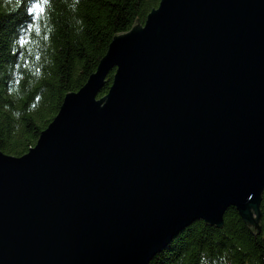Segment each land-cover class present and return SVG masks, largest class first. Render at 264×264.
<instances>
[{
	"label": "water",
	"instance_id": "1",
	"mask_svg": "<svg viewBox=\"0 0 264 264\" xmlns=\"http://www.w3.org/2000/svg\"><path fill=\"white\" fill-rule=\"evenodd\" d=\"M263 191L264 0H160L0 151V264H148L231 206L258 232Z\"/></svg>",
	"mask_w": 264,
	"mask_h": 264
},
{
	"label": "trees",
	"instance_id": "2",
	"mask_svg": "<svg viewBox=\"0 0 264 264\" xmlns=\"http://www.w3.org/2000/svg\"><path fill=\"white\" fill-rule=\"evenodd\" d=\"M159 1L0 0V151L20 156L33 147L65 94L96 69L112 37L143 23ZM260 209L258 232L231 206L222 228L195 221L148 264H264V191Z\"/></svg>",
	"mask_w": 264,
	"mask_h": 264
},
{
	"label": "snow or ice",
	"instance_id": "3",
	"mask_svg": "<svg viewBox=\"0 0 264 264\" xmlns=\"http://www.w3.org/2000/svg\"><path fill=\"white\" fill-rule=\"evenodd\" d=\"M34 7L35 8H37V9H39L40 8V6L39 5H34ZM31 10V9H30Z\"/></svg>",
	"mask_w": 264,
	"mask_h": 264
},
{
	"label": "clouds",
	"instance_id": "4",
	"mask_svg": "<svg viewBox=\"0 0 264 264\" xmlns=\"http://www.w3.org/2000/svg\"><path fill=\"white\" fill-rule=\"evenodd\" d=\"M12 6H13V8H15V7H16V3H13V5H12Z\"/></svg>",
	"mask_w": 264,
	"mask_h": 264
},
{
	"label": "bare ground",
	"instance_id": "5",
	"mask_svg": "<svg viewBox=\"0 0 264 264\" xmlns=\"http://www.w3.org/2000/svg\"><path fill=\"white\" fill-rule=\"evenodd\" d=\"M113 38V37H112Z\"/></svg>",
	"mask_w": 264,
	"mask_h": 264
}]
</instances>
